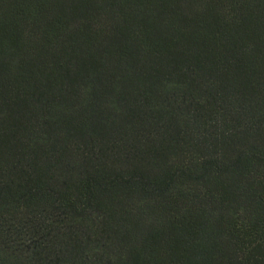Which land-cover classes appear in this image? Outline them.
<instances>
[{"label": "trees", "instance_id": "obj_1", "mask_svg": "<svg viewBox=\"0 0 264 264\" xmlns=\"http://www.w3.org/2000/svg\"><path fill=\"white\" fill-rule=\"evenodd\" d=\"M0 264H264V0H0Z\"/></svg>", "mask_w": 264, "mask_h": 264}]
</instances>
